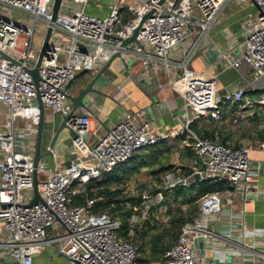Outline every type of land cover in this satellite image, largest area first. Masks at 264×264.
Listing matches in <instances>:
<instances>
[{"label":"built area","instance_id":"1","mask_svg":"<svg viewBox=\"0 0 264 264\" xmlns=\"http://www.w3.org/2000/svg\"><path fill=\"white\" fill-rule=\"evenodd\" d=\"M231 0H115L105 15L90 13V0H62L57 17L53 16L54 0H0V225L8 238L0 242L14 258V264H36L35 255L51 248L63 255V264H138L139 249L133 241L143 219L157 210L165 199V191L182 185L197 186L213 178L227 180L231 186L197 197L199 210L187 220L171 247L159 259L149 264H207L205 251L215 240L237 243L245 238L246 229L235 234L228 228L213 231L209 223L228 206L233 221V196L248 190L254 169L249 156L251 146H234L208 136L197 134L191 123L201 115L211 113L215 119L223 116V105L243 102L254 116L256 108H264V88L258 98L245 97L244 88L218 94L216 75L190 68L186 60L174 61L171 53L182 43L191 27L199 35L206 34L220 12ZM246 5L247 0H240ZM257 13L248 11L245 39L240 52L223 53L227 68L239 67L242 61L250 64L255 79L264 78V0H252ZM5 9V10H3ZM18 10L32 18L23 24L10 12ZM151 13L143 20L144 16ZM52 27L49 47L39 68L38 85L28 68L35 66L39 49L34 46L37 22ZM138 29L136 42L122 47L123 39ZM23 38L20 46L19 41ZM132 45H134L132 47ZM117 50L141 59L144 70L158 65L180 71L173 88L184 101L186 121L183 134L191 138L193 154L180 164V169L165 172L159 184L143 181L137 204L131 214L128 235H120L121 221L108 212H96V198L83 204L74 203L76 196L86 191L92 180L102 178L129 161L144 148L156 145L169 135L157 133L151 120L143 112L123 114L105 133L92 128L89 113H73L67 124L71 136L70 160L60 165L49 145L46 151L53 165L40 159L34 166V152L41 108L68 115L73 112L70 99L78 72H97ZM5 105V112L1 106ZM244 116V113H241ZM264 122L257 124V129ZM264 148V139L261 142ZM43 150V149H42ZM44 151V150H43ZM38 171L39 189L43 201L28 205L33 198V172ZM199 174V179L195 174ZM43 174V177L40 175ZM121 187H124L121 184ZM127 191V186L124 187ZM181 199L171 200L175 210ZM183 208H187L182 203ZM63 225L65 231H60ZM264 247V228L248 230ZM237 236V240H234ZM240 244V243H239ZM242 251V256L246 255Z\"/></svg>","mask_w":264,"mask_h":264},{"label":"crops","instance_id":"2","mask_svg":"<svg viewBox=\"0 0 264 264\" xmlns=\"http://www.w3.org/2000/svg\"><path fill=\"white\" fill-rule=\"evenodd\" d=\"M114 1L101 2V4H105V7L100 9L98 5L88 4L87 9L90 13L97 15L106 14ZM248 11L255 14L257 7L253 3L248 4L247 2L244 5L239 0H231L220 12L218 19L206 34L199 35L196 28L191 27L185 40L172 51L171 58L174 61L186 60L190 68L209 75H216L220 96L227 91L244 88L246 98H258L264 88V80L255 79L250 64L242 61L239 67L227 68L222 60L223 53L242 50ZM124 54H122L124 61L116 58L96 82L95 87L99 92H91L87 95L86 101L90 110H85L84 113H89L92 116V128L100 133H105L118 122L123 114L136 111L143 112L151 120L157 133L178 131L179 134L169 135L156 145L146 147L147 150L141 152L152 154L158 159L156 161L154 158L156 164H159L160 160L162 161L164 158L166 160V157L172 154L171 161H163L164 168L158 174L162 177L165 172L172 170L173 165H175L174 170L180 169L179 165L183 163H178L175 160L183 152L186 156L188 155L187 147L191 143L187 134L181 132L187 117L184 101L173 88V83L180 71L175 67L165 69L161 65H158L155 70L150 67L146 71L140 58L127 53L133 57L132 61H128ZM103 64L104 62H101L97 69L99 70ZM95 74V72H78L71 93L77 94L79 89L85 86ZM231 105L233 108L228 104L223 105L221 119H215L211 113H208L196 118L191 126L199 135L208 136L234 146H251L249 156L254 175L248 190L244 193L238 192L233 196V221L230 222L228 206H225V209L209 223L210 228L216 232H223L230 228L237 235L244 228L247 234L243 243L236 241L235 244L225 240H215L216 246L209 245L206 250H204V242L201 241L200 251L201 254L205 251L207 264H264V247L258 239L248 234V230L264 228V148L261 147L264 138L261 137L262 134L257 129V124L264 122V115L259 110L260 107H257L255 115L251 116L250 110L243 106V102ZM1 108L5 112L6 106L2 105ZM241 113H244V116H241ZM62 116L60 113H53L49 107L45 108V121L46 119L51 121L52 129L47 131L44 147L42 143L44 151L50 145L54 132L62 121ZM4 118V115L0 116L1 120ZM70 144L71 136L67 129L61 133L53 147L56 160L60 165L70 160ZM138 154L140 153L133 156V158L136 156L135 160L140 157ZM46 159L50 165H53L51 156H47ZM126 164H132V160ZM151 177L157 182V175L151 173ZM154 180L146 178L142 181ZM6 236V232L0 225V242L5 241ZM236 237L234 236V240L238 239ZM4 249L7 248H0V264H14V258L9 250L5 251ZM242 251L250 254L243 258ZM64 260L63 255L51 248L35 255L36 264H62Z\"/></svg>","mask_w":264,"mask_h":264},{"label":"trees","instance_id":"3","mask_svg":"<svg viewBox=\"0 0 264 264\" xmlns=\"http://www.w3.org/2000/svg\"><path fill=\"white\" fill-rule=\"evenodd\" d=\"M264 138V127L258 131ZM191 140V138H189ZM188 153L193 154V150L190 146L187 147ZM130 160H134L132 164L128 165L129 161L125 162V168L127 170L140 171L145 166L152 164L148 154H138ZM142 156V157H141ZM150 163V164H149ZM155 165V170L152 173L157 174L160 170H163L164 165ZM157 165V166H156ZM112 172H104L103 176L99 180H92L86 185V191L82 195L74 198V203L83 204L89 198H96L94 209L96 212H108L112 217L118 218L121 221L120 235L125 238H130L128 235V229L130 227V216L135 211V205L137 204V198H128L125 194V186L131 179L130 176L124 177L119 173L112 174ZM159 174V173H158ZM156 180L161 182V176L157 175ZM121 184L124 187H121ZM227 180H218L213 178L205 179L197 186H178L174 188L171 193L165 191V199L159 205L164 208L163 214L167 216L166 220H162L157 214H150L147 218L143 219L141 227L137 228V237L133 241L137 244L139 249V257L137 259L138 264H149L151 261L159 259L163 254L171 247L173 242L182 230L183 225L187 220L193 218L198 210L197 197L214 191H224L230 188ZM170 193V194H168ZM181 205L177 209H173L170 206L171 200L181 199ZM183 204H189L187 208H183ZM162 214V213H161Z\"/></svg>","mask_w":264,"mask_h":264},{"label":"water","instance_id":"4","mask_svg":"<svg viewBox=\"0 0 264 264\" xmlns=\"http://www.w3.org/2000/svg\"><path fill=\"white\" fill-rule=\"evenodd\" d=\"M61 2H62V0H54L53 9H52L54 19L57 17ZM150 15H151V13L146 14L144 16L143 20L146 19L147 17H149ZM137 33H138V29H136L132 35L123 39L121 42V46L127 47L130 43L136 42L140 47H143L142 43L137 39ZM51 34H52V27L47 26V28L45 30L43 42H42L40 49H39V55H38L37 62L35 64V66L28 68L36 85H38L39 80H40L39 68L41 66L43 56L45 55V52L49 47V40H50ZM0 54L4 57L12 59V56H10L6 52H3L0 50ZM116 58H120L121 60L124 61L122 52L120 50H117L106 62H104L102 67L96 72V74L92 77V79L85 86H82L79 89L77 94H71L70 95V99L73 102V112L68 114V115L62 116V121L58 125V127L56 128L54 135L52 137V140L50 142L51 147H54L55 142L58 139V137L61 135V133L64 132L65 130L69 129L67 121L69 120V118L71 117V115L73 113H75V112L76 113H84L85 110H90V106L86 101L87 95L91 92H99V90L95 87V84L103 76V73L112 65L113 61ZM125 64H127L126 61H125ZM38 100H39V105L41 108V117H40V122L38 125L35 152H34V166L35 167L38 165V162L40 161L41 158H43L49 154V151H43L42 150V143H43L44 131H45V105H44L40 95L38 96ZM53 121L55 123V120H53ZM199 177H200V175L198 173L195 174V178L199 179ZM39 201H43V198H42V195H41L40 189H39L38 171L35 168L34 172H33V198L31 199V201L29 202L28 205H34V204L38 203ZM0 205H3V203L0 202Z\"/></svg>","mask_w":264,"mask_h":264},{"label":"rangeland","instance_id":"5","mask_svg":"<svg viewBox=\"0 0 264 264\" xmlns=\"http://www.w3.org/2000/svg\"><path fill=\"white\" fill-rule=\"evenodd\" d=\"M240 1V0H239ZM248 1V4H250V3H252V0H247ZM101 2H105V0H90V2H89V4H95V5H98L99 6V9L100 8H102V7H105L103 4H101ZM255 8V7H254ZM3 10H5V9H3ZM10 15L12 16V18L13 19H15V20H17L18 22H20V23H23V24H27V23H29V22H31L32 21V18L29 16V15H27V14H25L24 12H21V11H18V10H13V11H11L10 12ZM101 15H105V13L104 14H101ZM45 30H46V27H45V25L43 24V23H41V22H37V25H36V32H35V38H34V46H35V48L36 49H38L40 46H41V44H42V42H43V38H44V35H45ZM22 43H23V38H21L20 39V41H19V44H20V46L22 45ZM132 55H130V54H127V53H125L124 54V57H126V59L128 60V61H132L133 59V57H131ZM261 80H264V78H261ZM79 86V85H78ZM228 105H229V107H231V108H233V105H231V103H228ZM259 107V106H258ZM3 108H1V112H3V110H2ZM247 110H250V109H247ZM261 112H262V114L264 115V108L263 107H260V109H259ZM258 110V111H259ZM248 112V111H247ZM59 117V116H58ZM52 123H51V121L49 122V120H47L46 119V121H45V131H44V139H43V147L45 146V142H46V139H47V131H48V129L49 130H51L52 128ZM143 150H147V148H144ZM179 151V150H178ZM145 152V151H144ZM137 154V153H136ZM143 154V153H142ZM144 154H147V153H144ZM175 154V153H174ZM173 154V155H174ZM152 155V154H151ZM151 155H149V158L151 159V163L152 164H150V166H145V167H143V168H141V170L140 171H137V170H127L126 168H125V163L124 164H121V165H119V166H117V168L113 171V173L112 174H116V173H119V174H121L122 176H124V177H128V176H130L131 177V179H129L128 180V182H127V191H125V194H126V196L128 197V198H131V197H134V196H138L139 194H140V190H141V188L143 187V185H141V182H143L142 180H145L146 178H149V180H154V178H152L151 177V173H152V171H154L156 168H155V165H153V164H156V161L158 160V159H156L155 157H153V155L151 156ZM188 156V155H187ZM186 155H185V153L183 152L182 154H180L179 155V157H178V159L177 160H175V161H177L178 163H184V164H186V161H185V159H186V157H187ZM49 158V157H48ZM47 158V159H48ZM156 159V161H155V159ZM154 159V160H153ZM160 160V159H159ZM172 160V154L171 155H168L167 157H166V160H165V158L161 161L160 160V162H159V164H163V161L164 162H168V161H171ZM176 162V163H177ZM132 163H134L133 161H132ZM128 165H134V164H128ZM172 170H174V168H175V165H173L172 167ZM159 173V172H158ZM158 173L157 174H154V175H158ZM41 177H43V174H41L40 175ZM139 180H141V182L139 181ZM154 182L155 183H157V184H159L158 183V181L156 182L155 180H154ZM188 188V187H187ZM174 191V190H173ZM173 191H171V193L173 192ZM168 194H170V193H168ZM197 202H198V200H197ZM185 205L186 206H189V204H186L185 203ZM164 210V209H163ZM161 211V213H159V211L157 210L156 212L158 213V215H159V217L162 219V220H166V218H167V216L165 215V214H163V212H162V210H160ZM60 231L61 232H63V231H65V228L63 227V225H60ZM6 238H8V236H6ZM5 251H7V249H4ZM63 264V263H62Z\"/></svg>","mask_w":264,"mask_h":264}]
</instances>
